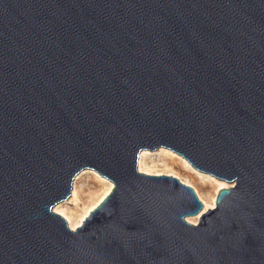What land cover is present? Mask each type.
Returning a JSON list of instances; mask_svg holds the SVG:
<instances>
[{
	"label": "water",
	"instance_id": "1",
	"mask_svg": "<svg viewBox=\"0 0 264 264\" xmlns=\"http://www.w3.org/2000/svg\"><path fill=\"white\" fill-rule=\"evenodd\" d=\"M159 149L231 187L201 213ZM0 264H264V0H0Z\"/></svg>",
	"mask_w": 264,
	"mask_h": 264
},
{
	"label": "rangeland",
	"instance_id": "2",
	"mask_svg": "<svg viewBox=\"0 0 264 264\" xmlns=\"http://www.w3.org/2000/svg\"><path fill=\"white\" fill-rule=\"evenodd\" d=\"M142 153H145L143 159L144 164H155L156 167L154 171H157V173H159V176L174 175L176 179L187 182L189 185L192 186L193 189L196 190L200 199H202V201H204L206 204H211L213 201L215 203L216 195L220 189V184H225L226 187L224 189H228L229 187H231V185H228L221 181H217L210 176L198 173L188 165L193 170V172L190 171L183 164V162H187L183 160L180 156L176 155L175 153L169 150L159 149L154 152ZM109 183L110 182L101 178L94 171H82L80 174L77 175L72 186V190L74 187L76 189L77 196L75 201H72V197L70 196L67 201L58 204V206H60L59 209L63 210L65 214L71 216L72 220H77L79 216H82L84 214L85 211L91 210V206L99 200L102 194L109 187ZM208 209L210 208H207L206 210ZM204 211L205 210H202L201 213ZM199 215L188 219L197 218L198 220Z\"/></svg>",
	"mask_w": 264,
	"mask_h": 264
},
{
	"label": "bare ground",
	"instance_id": "3",
	"mask_svg": "<svg viewBox=\"0 0 264 264\" xmlns=\"http://www.w3.org/2000/svg\"><path fill=\"white\" fill-rule=\"evenodd\" d=\"M144 156H145V153H141L140 155H139V163H138V171H139V173H141V174H145V175H152V176H159V173H157V171H154V169H155V164H152V165H146V164H144V162H143V159H144ZM170 162H171V160H170ZM183 164H184V166L187 168V169H189L190 171H192L193 172V170L188 166V164L187 163H185V162H183ZM172 175V174H171ZM173 177H175L174 175H172ZM176 178V177H175ZM180 179V178H179ZM181 183H183L184 185H186V186H188V187H190L191 189H193L192 188V186L191 185H189L187 182H185V181H182V180H179ZM226 186H225V184H220V189H224ZM111 189H112V184L111 183H109V187L106 189V191L102 194V196L99 198V200L97 201V202H95L92 206H91V210L90 211H85L84 212V214L82 215V216H79V218L77 219V220H72V217L71 216H69V215H67V214H65V212L63 211V210H60L59 208H60V206H56L55 208H53V213L54 214H56V215H58V216H60L62 219H64L65 220V222L67 223V225H68V228L70 229V230H74V229H76L78 226H80L81 225V223H82V221L84 220V218L85 217H87V215L109 194V192L111 191ZM219 189V190H220ZM193 191L195 192V194L197 195V197H198V199H199V201L203 204V206H204V209L203 210H206L207 208H210V209H212L213 207H214V205H215V203H214V201L211 203V204H206L204 201H202V199H200V197L198 196V194H197V192H196V190L195 189H193ZM76 189H75V187L73 188V190H72V195H71V197H72V201H75V199H76ZM196 220H197V218H195V219H188L187 220V222L189 223V224H192V225H195V223H196Z\"/></svg>",
	"mask_w": 264,
	"mask_h": 264
}]
</instances>
